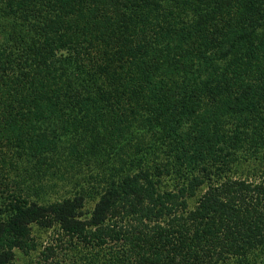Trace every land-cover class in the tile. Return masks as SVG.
<instances>
[{"label":"trees","instance_id":"obj_1","mask_svg":"<svg viewBox=\"0 0 264 264\" xmlns=\"http://www.w3.org/2000/svg\"><path fill=\"white\" fill-rule=\"evenodd\" d=\"M34 225L88 264H264V0H0V264Z\"/></svg>","mask_w":264,"mask_h":264},{"label":"rangeland","instance_id":"obj_2","mask_svg":"<svg viewBox=\"0 0 264 264\" xmlns=\"http://www.w3.org/2000/svg\"><path fill=\"white\" fill-rule=\"evenodd\" d=\"M85 163L83 160L81 165H75L73 168H61V172L57 176H54V178L49 177L48 172H39L36 184L39 182L43 187L36 192L30 193V198L45 202L53 201L72 195L77 185L83 184L88 186L91 183L96 184V172H100L102 167L101 169L99 167L96 171L95 165ZM62 164H66V161L62 162ZM32 165L36 167V164L33 163ZM96 199L97 194L95 192L88 194L85 203L86 212L91 210ZM32 233L37 241V249L29 252L16 250L15 257L10 264H37V261H42L40 264H88V258L85 257L89 256L88 250L77 243H75L76 245L73 244L74 240L71 241L66 235H58L57 231L42 229L36 225L32 227ZM107 251L99 254L101 260H106L103 254ZM47 256L49 257L48 260L43 261Z\"/></svg>","mask_w":264,"mask_h":264}]
</instances>
